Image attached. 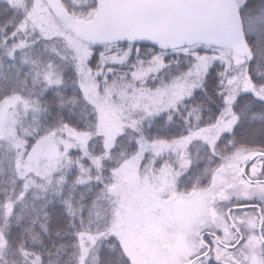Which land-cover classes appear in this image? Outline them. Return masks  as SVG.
<instances>
[{
  "label": "snow or ice",
  "instance_id": "1",
  "mask_svg": "<svg viewBox=\"0 0 264 264\" xmlns=\"http://www.w3.org/2000/svg\"><path fill=\"white\" fill-rule=\"evenodd\" d=\"M0 264H264V0H0Z\"/></svg>",
  "mask_w": 264,
  "mask_h": 264
}]
</instances>
